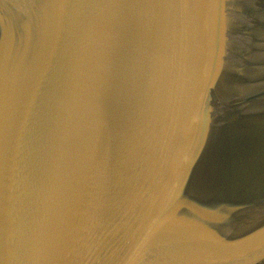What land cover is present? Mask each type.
Returning a JSON list of instances; mask_svg holds the SVG:
<instances>
[{
  "label": "water",
  "instance_id": "1",
  "mask_svg": "<svg viewBox=\"0 0 264 264\" xmlns=\"http://www.w3.org/2000/svg\"><path fill=\"white\" fill-rule=\"evenodd\" d=\"M0 264H264V0H0Z\"/></svg>",
  "mask_w": 264,
  "mask_h": 264
},
{
  "label": "snow or ice",
  "instance_id": "2",
  "mask_svg": "<svg viewBox=\"0 0 264 264\" xmlns=\"http://www.w3.org/2000/svg\"><path fill=\"white\" fill-rule=\"evenodd\" d=\"M165 225V221L159 216H153L144 226L141 235L138 238L134 255L139 256L143 254L145 246L155 237Z\"/></svg>",
  "mask_w": 264,
  "mask_h": 264
}]
</instances>
